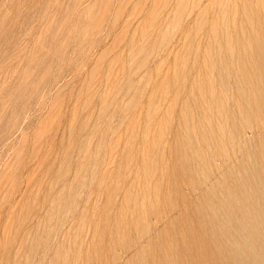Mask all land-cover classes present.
I'll return each instance as SVG.
<instances>
[{
	"label": "rangeland",
	"instance_id": "374dc122",
	"mask_svg": "<svg viewBox=\"0 0 264 264\" xmlns=\"http://www.w3.org/2000/svg\"><path fill=\"white\" fill-rule=\"evenodd\" d=\"M0 264H264V0H0Z\"/></svg>",
	"mask_w": 264,
	"mask_h": 264
}]
</instances>
